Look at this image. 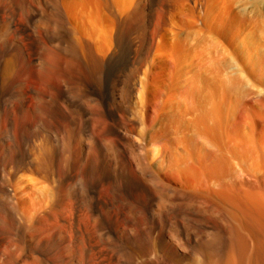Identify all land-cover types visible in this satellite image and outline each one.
I'll use <instances>...</instances> for the list:
<instances>
[{"label": "bare ground", "instance_id": "6f19581e", "mask_svg": "<svg viewBox=\"0 0 264 264\" xmlns=\"http://www.w3.org/2000/svg\"><path fill=\"white\" fill-rule=\"evenodd\" d=\"M240 1L196 2L213 60L182 101L163 0H0V264H264V0Z\"/></svg>", "mask_w": 264, "mask_h": 264}, {"label": "rangeland", "instance_id": "374dc122", "mask_svg": "<svg viewBox=\"0 0 264 264\" xmlns=\"http://www.w3.org/2000/svg\"><path fill=\"white\" fill-rule=\"evenodd\" d=\"M173 1H176L177 4L175 2H173ZM207 1H211V0H207ZM225 1L227 3L224 2V0H212V3H210V4L213 7H215V9L212 8L213 10H217L216 7L219 8V7H221L222 5H225V4H226L227 7L228 6H230V7L233 6L234 8L233 7L232 8L233 9H236L238 7V5L241 4V1L240 2H237V4H235V1L236 0H233V1L228 0L229 2L231 1L230 4H229V2L227 0H225ZM196 2L198 3L199 0L198 1L197 0H184V1L183 0H180V1L179 0H163L162 6L160 7L161 9H159L157 11V13H156V16L157 17H156L155 23H156V25H158V27L161 30L160 43L162 45L165 43V46H166L167 50L168 51L171 50L172 52H170V53H173V51H174L173 56L175 55L174 57H178V58H175V62H176V69H175V71L176 70H177V72L179 71L180 74L178 75V78H177L178 80L176 79L175 82H176L177 89H178V98L179 99L181 98L182 101L186 99V96H181V95H185L184 92L189 93V91H192V90H194L196 88V84H197V81H198V77H199V75L201 73H203L201 71H203L205 69V67L208 68V66H209L208 64L210 62H207V61H212L213 60L211 58L212 57V54L211 53H213L212 52L213 51V47L212 46H209L208 39L206 38V35L204 34V30H203V27H202L203 26L202 25V21H203L202 15L203 14H202V10H200V8H198V6H197L199 4H197ZM214 2H216L218 4V6ZM177 6L178 7L180 6V7L178 8ZM172 7H173V9H172ZM92 12H93V9L89 6L88 7V10L86 12V13H88L87 16L89 18V19L87 18L88 32H89L88 37H89L90 41L93 44H96L97 45L98 43H96V42H99V44H100V43H102L104 41V35H105V32L104 31H105V28H106V19H104V17L92 19L90 17L91 14H92ZM171 13H173V14H171ZM163 22H164V24H163ZM197 28H198V30H197ZM188 34H189V36H188ZM196 34H198V35H196ZM101 35H103V36H101ZM200 41H203V42H200ZM26 42L27 41L25 40L24 41V44H26ZM168 42H169V44H168ZM187 43H188V45H187ZM193 43H195V46H193L194 45ZM191 44H192V46H191ZM169 45H172L171 47H173L174 49L172 48L173 49L172 50ZM196 46H198V48ZM201 46H203V47H201ZM168 47H169L170 50L168 49ZM182 47H183V49H182ZM206 49H208V51L209 50H211V51L208 53V51H206ZM194 50H197V51L194 52ZM176 52H178V53L175 54ZM200 52L203 53V54H201ZM206 52H207V54H205ZM184 53H186V54H184ZM199 55H201V57ZM207 55H208V57H207ZM153 57H154V53L151 55V59H153ZM46 58H47V60L52 61V58L49 55ZM185 58H186V60H185ZM198 58L199 59L201 58V59L199 60ZM202 58H204V59H202ZM183 60H184V62H181ZM186 61H187V63H186ZM198 64H200L201 66L198 65ZM177 65H178V67L180 65V68L177 69ZM177 72L175 73L176 76L178 74ZM199 72H201V73H199ZM189 73H190V75H189ZM187 74H188V76H187ZM185 77H187V80H186ZM189 81L191 82V84H189L190 83ZM185 83H186V85H185ZM39 90L42 91L43 89L42 88H39ZM162 99H163V97L161 98V100ZM28 106H31V102L28 103ZM35 117H38V114H35L34 116H27V119L32 120ZM81 124H82L81 117L78 116V117H76L75 124L73 126H71V127H73L72 129L75 132H79V130L81 128ZM66 125L68 126V124H66ZM3 127H4V121H3L2 117H0V128L2 129ZM129 128H128V130H133L134 129V127L132 128V126L129 127ZM138 129H136V133L137 134H138L139 131H141L140 128H138ZM93 134L96 135L97 137L100 136L99 134L95 133L94 131H93ZM14 184H15L14 186L18 190H20V187H21V191H25V192L27 191L26 193L29 192V194H30V191H31V193H36V195H40L41 194V193H39V191L42 188V186L40 184H38L36 181L30 180L28 178H18L15 181ZM38 188H39V190H38ZM104 194H106L105 191H104Z\"/></svg>", "mask_w": 264, "mask_h": 264}]
</instances>
